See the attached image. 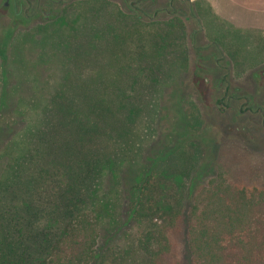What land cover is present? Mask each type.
Returning <instances> with one entry per match:
<instances>
[{"label":"trees","instance_id":"trees-1","mask_svg":"<svg viewBox=\"0 0 264 264\" xmlns=\"http://www.w3.org/2000/svg\"><path fill=\"white\" fill-rule=\"evenodd\" d=\"M90 1H81L76 11L67 8L62 17L36 31L18 33L14 41V31L8 39L0 37L3 67H11L9 48L18 47V38L21 46L30 42L37 47L42 54L39 61L55 55L62 59L56 86L43 101L28 104L34 117L5 148L8 160L0 173V264H156L169 250L170 223L181 214L186 264H264V185L216 171L213 151L203 150L207 138L201 134L203 142L196 140L200 136L190 132L181 134L173 145L170 140L158 160L165 166L162 174H173L179 182L191 180L183 196L184 211L183 197L176 207H161L153 168H141L126 211V221L136 220L140 226L125 249L112 241L122 228L119 201L104 191V179L108 173L116 174L127 158L138 157L142 141L153 140L148 131L156 138L160 116L153 115L152 122L148 114L154 105L153 111L156 105L161 107L159 96L177 81L187 49L177 36H168L171 30L161 27L147 39L113 4L95 0L93 7L84 8L82 4ZM101 14L104 22L98 21ZM229 31L224 27L226 35ZM260 33L264 34L237 27L228 39L248 42ZM77 48L85 51L84 67L72 62ZM106 49L112 66L129 56L130 65L119 67L128 74L123 83H107L104 76L111 72L89 63L93 51L104 55ZM143 82L157 94L154 102L138 96ZM192 117L190 124L195 125ZM183 142H189L193 151L182 149ZM205 178L201 188L192 192ZM182 186L185 191L186 183ZM159 214H166L167 224L157 222ZM106 223L113 233L103 245L101 231Z\"/></svg>","mask_w":264,"mask_h":264},{"label":"rangeland","instance_id":"rangeland-1","mask_svg":"<svg viewBox=\"0 0 264 264\" xmlns=\"http://www.w3.org/2000/svg\"><path fill=\"white\" fill-rule=\"evenodd\" d=\"M31 1L32 5L27 8L28 0H16L17 5H14L13 0H0V37L6 39L14 31V41L18 33L36 31L48 21L59 19L67 8L68 11L78 10L83 0ZM93 1L95 0L82 5L84 8L93 7ZM106 1L127 16V19L131 18L134 28L145 38L149 39L150 32L162 27L173 31L168 36H177L187 49L186 65L178 69L180 73L177 81L165 88L163 96H159L161 107L156 105L153 111L154 105L148 114L152 122L156 114L160 116L161 122L158 119V130L156 129L157 139L148 131L147 137L153 140L142 141L143 147L138 157L127 158L116 174L108 173L104 179V191L112 193L113 198L119 201L118 216L121 218L122 228L112 241H117L125 249L140 226L136 220L126 221V211L131 187L139 181L143 169L153 168L152 181L158 187L156 200L161 207L175 206L177 199H182L187 194L191 180L184 178L179 182L173 174H162L165 166L158 161L162 158L161 151L166 148L165 145L170 144V140L173 145L176 138L182 137L181 134L185 132L198 136L203 134L207 138L204 142L201 136L195 139L203 142L204 151H213L216 171L264 185V121L260 112L255 110L260 105L264 106V34H257L252 38L254 40L248 42L235 41L236 39L231 41L228 37L233 38V27L228 21L212 14L206 0ZM98 21H105L103 14ZM224 27L232 31L226 35ZM243 36L245 37L244 34ZM11 40L12 38L9 42ZM17 41L18 47L9 48L14 58L8 56L12 62L11 67L0 65V173L8 160L5 154L8 142L17 137L22 126L34 117L28 104L43 101L56 86L62 71L60 56L39 61L37 56L42 54H39L34 44L27 42L21 46V38ZM234 46L238 50H234ZM109 51L106 49L104 55L93 51L89 63L98 65L102 71L108 69L111 72L108 78L104 76L107 83H123V76L128 77V74L121 72L119 67L123 64L130 65L129 56H123L112 66ZM73 55L72 62H81L83 67L86 66L83 48H77ZM94 57L96 62H93ZM146 84L147 82L141 83L138 96L142 100L154 102L157 94L151 92ZM227 95L231 96L229 101L225 98ZM220 98L223 100L219 101ZM179 101L181 103L176 107ZM246 105L250 109L240 112L239 108ZM193 115L196 117V123H193L195 125L190 124L193 122ZM181 148L193 151L189 142H183ZM174 163L175 161L172 162ZM205 182L206 178L195 184L192 192L198 191ZM185 183L184 191L182 185ZM184 197L181 201V213L186 207ZM159 216L156 219L159 224L168 223L166 214ZM170 224L167 233L169 250L165 258L156 264H186L182 214L175 216ZM112 233L106 223L101 231L103 245L107 244V238Z\"/></svg>","mask_w":264,"mask_h":264},{"label":"crops","instance_id":"crops-1","mask_svg":"<svg viewBox=\"0 0 264 264\" xmlns=\"http://www.w3.org/2000/svg\"><path fill=\"white\" fill-rule=\"evenodd\" d=\"M206 1L211 11L228 21L233 29L239 27L243 31L264 32V0Z\"/></svg>","mask_w":264,"mask_h":264},{"label":"flooded vegetation","instance_id":"flooded-vegetation-1","mask_svg":"<svg viewBox=\"0 0 264 264\" xmlns=\"http://www.w3.org/2000/svg\"><path fill=\"white\" fill-rule=\"evenodd\" d=\"M9 1V0H8ZM48 1H52V0H48ZM13 2H14V5H17V2H16V0H13ZM28 6H27V8L30 6V5H32V1L31 0H28ZM6 4H7V2H6ZM5 6V5H4ZM38 8V7H37ZM36 8V9H37ZM37 10H35V12H36ZM25 12H26V10H25ZM227 89H228V87H227V85L225 86V91H227ZM224 96V95H223ZM225 98L227 99V101H229L230 100V98H231V96H229V95H227V96H225ZM223 100V98H220L219 99V101H222ZM248 109H250L249 107H248V105H246V106H244L243 108H239V111L240 112H244V111H246V110H248ZM255 110H257V111H259L260 112V114H261V119L264 121V106L263 105H260V106H258V108L257 109H255Z\"/></svg>","mask_w":264,"mask_h":264}]
</instances>
